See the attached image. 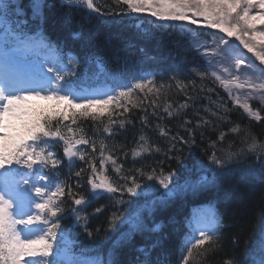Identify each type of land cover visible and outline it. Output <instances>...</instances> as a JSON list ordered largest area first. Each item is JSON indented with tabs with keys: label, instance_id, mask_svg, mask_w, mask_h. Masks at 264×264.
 I'll return each instance as SVG.
<instances>
[{
	"label": "snow or ice",
	"instance_id": "6c2138e0",
	"mask_svg": "<svg viewBox=\"0 0 264 264\" xmlns=\"http://www.w3.org/2000/svg\"><path fill=\"white\" fill-rule=\"evenodd\" d=\"M59 3L69 10L81 8L97 17L148 13L155 18L152 24L161 28L164 25H156V20L180 22L168 26L180 29V35L187 40L185 51H194L206 61L203 69L197 66L191 71L201 81L209 78L218 83L228 94L233 108L242 109L250 121L264 122L261 115L264 112V0H112L115 7H106L100 0H59ZM46 6V0H30V19L42 24ZM27 15L19 0H0V264H119L115 259L118 248L130 243L136 234L161 231L163 221L149 228L145 212L151 216L157 209H166L182 194H198L216 188L227 176L238 174L241 178L264 182V140L259 139L250 127L243 130L241 146L235 150L232 144L227 149L218 147L225 139L224 132L211 141L208 163L197 161L202 168L211 170V178L202 175L194 185L174 180L176 171L166 172L163 167L146 170L141 166L125 173L124 164L114 154L115 146L110 148L101 141L97 149L96 141L87 137L82 127L74 129L71 126L76 124V118L101 123L107 120L103 123V131L111 137L131 123L125 114L141 107L149 94L154 96L149 101L153 115H158L156 109L162 107L167 116L173 117L188 107L187 102L179 105L174 113L171 103L157 104L166 85L163 82L157 85L155 76L133 74L126 67L107 71L99 57L86 56L84 70L80 71L81 60L71 52L65 54L40 29L33 33L22 30L29 20L21 17ZM14 17L19 20L15 26ZM200 24L218 31L191 27ZM77 26L74 39L84 33V26L79 23ZM139 27L143 28V25ZM231 37H235L239 45ZM41 49L51 56V61L37 66L29 58L39 55ZM93 63L103 70L102 73L89 72L88 66ZM26 66L29 70H25ZM171 79L181 90L188 87L175 75ZM191 83L194 85L195 82ZM39 101L48 103L39 104ZM250 101H259L260 106L254 108ZM212 103L216 110L205 111L218 120H228V113L233 109H229L223 100ZM69 119L71 124H64ZM142 119L147 122V116ZM209 123L210 120L201 117L195 127ZM191 124L192 121L186 119L182 125L187 139L179 134L171 137L173 143L168 151L175 154H166L167 159H181L176 142L195 143L193 129L188 127ZM230 131L240 133L242 130L235 124ZM160 134L168 135L163 128ZM139 141V147L131 151L134 160L145 153L161 151L158 146H149L143 135ZM57 144L62 145L63 157L56 152ZM249 156L255 158L252 164L229 167L234 162L239 165V161ZM77 160L87 166L74 173L78 178L87 173L86 192L80 190L84 186L79 181L73 187L59 179L60 166L66 163L71 172ZM143 181L154 183L144 184ZM149 195L151 199H145L124 219L129 230L113 242L107 259L102 253L85 257L83 253L75 252V243L71 240L74 234L82 230L89 238H97L96 248H100L106 239H110L108 234L119 218L118 211L111 213L107 227L103 229L104 236H100L99 227L90 230L85 209L93 200L104 197L115 205H123L130 203L132 197ZM228 196L226 192L225 197ZM65 198L71 201V207H66ZM104 207H96L93 215L100 214ZM224 227L222 217L212 205L209 211L187 220L186 231L180 240V264H202L210 253L222 247ZM233 244L239 245L238 238H233ZM161 245L162 240L157 239L138 249L137 264H167L165 259L152 255ZM244 255L248 264H264V228L258 241L252 247H246ZM224 264H239V261L229 257Z\"/></svg>",
	"mask_w": 264,
	"mask_h": 264
},
{
	"label": "trees",
	"instance_id": "16d2710c",
	"mask_svg": "<svg viewBox=\"0 0 264 264\" xmlns=\"http://www.w3.org/2000/svg\"><path fill=\"white\" fill-rule=\"evenodd\" d=\"M46 5L48 6L44 9L43 26L38 21L26 17L29 22L22 29L36 31L41 28L47 38L64 50V53L71 51L73 55L81 60L80 71L84 70V58L92 56L101 58L107 71L123 70L126 67L133 74L151 75L158 69L152 67L150 61L154 64L165 65L170 60L171 44L174 45V43L179 42L177 41L178 35L169 33V42L161 43L150 32H142V28L129 26L128 15L116 16L115 18L90 16L83 9L72 8L69 10L67 7H61L59 0H46ZM105 6L115 7L110 0L106 2ZM69 16L71 22H69ZM14 20L19 23V20L15 17ZM113 20L114 22H109ZM78 23L84 26V33L80 38L74 39L73 33L78 30ZM141 49L148 51V58ZM65 62L67 61L65 60ZM191 66L192 68L199 66L203 69L204 63L193 53L191 54ZM88 69L90 73H102L103 71L94 63L90 64ZM192 81L195 82L194 85L191 83ZM183 82L188 87L181 90L175 86L176 84L167 87L171 83L168 81L156 101L160 105L171 103L174 113L179 105L187 102L188 107L181 109L179 114H175L173 117L167 116L162 107L156 109L158 115H153V108L150 106L149 101L154 96L149 94L148 98L143 100L141 107L134 108L130 113L125 114L131 123H127L123 129H118L111 137L103 131V123H107V120L101 123L100 121L94 122L91 119L77 117L76 124L71 126L74 129L77 126L82 127L84 134L96 141L97 149H99L101 141L110 148L115 146L114 154L124 164L125 173L141 166L145 167L146 170L151 167H163L166 172L171 169L176 171L174 180L179 179L181 184L187 181L189 184L194 185L202 175L211 178V170L202 168L197 164V161L203 160L208 163V155L212 151L210 143L217 140L220 132H224L226 135L224 141L218 144V147L222 146L227 149L228 145L232 144L233 150H235L241 146L243 130L246 127H250V130L259 139L264 140V122L250 121L241 109H234L233 104L212 79L206 78L201 81L199 76L189 71ZM160 83L159 80L157 85ZM208 89L214 91L209 92ZM190 97L191 99H189ZM141 98L143 99V94H141ZM220 100H223L229 109H233L228 113L229 119L226 121L218 120L205 111V109L215 111L216 106L212 102ZM252 106L257 108L260 105L253 104ZM144 109H147V112ZM261 115L264 117V112H261ZM69 116H71V113H69ZM145 116H147L146 123L142 119ZM201 117L210 120L211 123L197 128L195 125ZM123 118L120 117L119 119ZM186 119L192 121V124L188 127L193 129L195 143L182 144L176 142V149L181 150V159L179 161L169 160L167 156L175 154L174 151H168L169 146L173 143L171 137L179 134V136L188 138L186 129L182 126ZM64 124H71V120L64 121ZM235 124L240 125L242 130L240 133L230 131ZM161 128L165 129L168 135L162 136L160 134ZM62 131L66 133L64 128H62ZM141 135L146 137L149 146H158L161 151L145 153L142 158L134 160L131 151L139 147V137ZM80 147L82 149L86 148V146ZM125 153H127V156L124 155ZM59 155L63 157L62 149ZM96 155H98V152ZM254 159V157L249 156L248 159L239 161V165L234 162L229 167L252 164ZM81 167L86 168L87 166L84 162L77 160L76 166L70 172L66 163L62 164L59 170V178L73 187L79 181L84 186L80 190L86 192L87 173L79 178L74 175L75 171ZM108 167L111 168V165L109 164ZM110 174L113 175L114 179H118L115 174ZM143 183L152 184L154 182L143 181ZM160 191H163V189ZM226 192L229 193L227 198L225 197ZM151 198V195L148 197H132L130 203L123 205H115L114 202H110L104 197L93 200L85 209V214L89 216L88 227L90 230L99 227L101 229L100 236H104L103 229L107 227L111 213L118 211L119 218L116 221L115 228L108 234L110 239H106L100 248H96L98 239L89 238L82 230L71 238L75 243V248L96 255L102 253L104 258L107 259L113 242L117 241L122 233L129 230V226L123 223L124 219L136 211L137 205L143 204L145 199ZM65 200L66 207H71V201L67 198ZM201 202L211 203L222 217L225 225L222 233V247L210 253L206 260L202 261V264H224L225 259L229 257L237 259L239 264H248L244 255L245 249L246 247H252L258 241L260 231L264 228V182L241 178L238 174L224 177L216 188L198 194H192L191 192L186 195L182 194L175 198L166 209H157L151 216L145 212L144 216L148 227L151 228L163 221L162 230L158 233L145 231L136 234L130 243L117 249L115 259L119 264H137V259L140 256L138 249L141 246L151 245L153 241L160 239L162 245L153 250V258L165 259L167 264H180V240L181 233L184 230L181 220L191 207ZM101 205L106 206L104 210L100 214L93 215L94 209ZM64 223H67V221ZM233 238H238V246L233 244Z\"/></svg>",
	"mask_w": 264,
	"mask_h": 264
},
{
	"label": "rangeland",
	"instance_id": "374dc122",
	"mask_svg": "<svg viewBox=\"0 0 264 264\" xmlns=\"http://www.w3.org/2000/svg\"><path fill=\"white\" fill-rule=\"evenodd\" d=\"M144 14L150 15V14H148V13H144ZM196 26H197V27H203V26H205V25H204V24H200V25H196ZM212 30H214V29H212ZM215 31H217V30H215ZM220 35H223V34L221 33ZM211 39H212V37L209 38V40H211ZM230 39L233 40V41H235V44L239 45V41H238V40H235V37H231ZM240 47H241V49H243V46H242V45H240ZM243 51H244V52H247L246 49H243ZM248 56H252V54H251V53H248ZM253 59H255V58L253 57ZM257 63H259V62L257 61ZM40 65H42V63H41ZM43 70L46 72L45 69H43Z\"/></svg>",
	"mask_w": 264,
	"mask_h": 264
}]
</instances>
